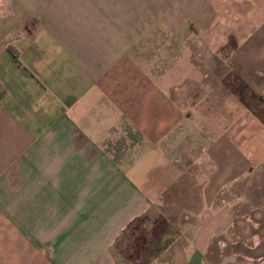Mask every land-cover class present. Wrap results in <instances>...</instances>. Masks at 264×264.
<instances>
[{
	"label": "crops",
	"instance_id": "obj_1",
	"mask_svg": "<svg viewBox=\"0 0 264 264\" xmlns=\"http://www.w3.org/2000/svg\"><path fill=\"white\" fill-rule=\"evenodd\" d=\"M5 1L22 15L0 16V264H118L116 240L162 199L182 210L154 264H206V210L264 163V60L233 65L253 98L221 126L202 94L218 66L173 81V33L212 26V0ZM248 16L264 22L263 0Z\"/></svg>",
	"mask_w": 264,
	"mask_h": 264
},
{
	"label": "rangeland",
	"instance_id": "obj_2",
	"mask_svg": "<svg viewBox=\"0 0 264 264\" xmlns=\"http://www.w3.org/2000/svg\"><path fill=\"white\" fill-rule=\"evenodd\" d=\"M260 1L212 0V11L217 14L212 26L198 28L194 20L189 19L188 24L197 32L195 38L181 40L178 36L175 38L176 34L173 33L174 82H180V66L187 63H203L208 70L216 66L221 69L212 79H208L206 72L208 81L202 93L208 100L211 99V102H207L204 97L205 104L216 117L215 122L221 126L225 123L224 118L219 122L217 116H224L229 107L237 104V121H241L245 104H241L240 98H253L250 88H246L234 66L264 60V55L256 51L264 47V22L255 24L253 29H245L246 15H254ZM4 3L5 0H0V16L14 14L15 7L7 8ZM248 3L252 10L247 8ZM15 11L18 12H15V16L22 15L18 8ZM177 25L180 30L181 27ZM19 27L20 24L16 29ZM252 30L256 34L246 40L245 35ZM184 45L190 48V55L183 53ZM255 52L257 54H253ZM158 53L159 61L164 60L163 52ZM259 66H262L261 63ZM234 89L238 98L232 92ZM247 105L254 104L248 102ZM179 202L180 199H162L156 208L130 222L113 246L119 254V264H154L164 254L179 234L178 224L174 223L179 217L176 218L174 212L182 210L176 204L179 205ZM215 202L224 210H213V215H209L206 210V218L212 219L209 222L210 229L214 224L220 228L206 249V264H264V163L256 164L227 184L220 190ZM192 209L187 211H196Z\"/></svg>",
	"mask_w": 264,
	"mask_h": 264
},
{
	"label": "trees",
	"instance_id": "obj_3",
	"mask_svg": "<svg viewBox=\"0 0 264 264\" xmlns=\"http://www.w3.org/2000/svg\"><path fill=\"white\" fill-rule=\"evenodd\" d=\"M114 256L116 258L117 263L119 264V254L114 251V248H112Z\"/></svg>",
	"mask_w": 264,
	"mask_h": 264
}]
</instances>
